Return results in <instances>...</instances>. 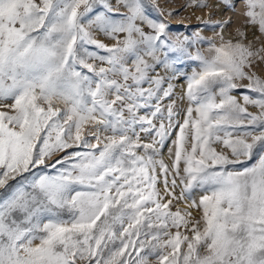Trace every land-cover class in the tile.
<instances>
[{
	"label": "snow or ice",
	"instance_id": "snow-or-ice-1",
	"mask_svg": "<svg viewBox=\"0 0 264 264\" xmlns=\"http://www.w3.org/2000/svg\"><path fill=\"white\" fill-rule=\"evenodd\" d=\"M0 264H264V0H0Z\"/></svg>",
	"mask_w": 264,
	"mask_h": 264
},
{
	"label": "rangeland",
	"instance_id": "rangeland-1",
	"mask_svg": "<svg viewBox=\"0 0 264 264\" xmlns=\"http://www.w3.org/2000/svg\"><path fill=\"white\" fill-rule=\"evenodd\" d=\"M110 2L115 3V0H110ZM157 3L165 8V9H172V8H180V6L184 3V0H167V2H165V0H157ZM206 12L205 9H187V10H183L181 9L177 14H174L170 17H168V20L170 22V24L173 26L171 31L173 34L178 33V32H183L184 29L183 27H181V25L184 24H188V25H195L197 24V20H196V16L200 15L203 16L204 13ZM228 15H232L233 17V22L237 23L239 22L240 19H242L241 17L228 12V10L224 9L220 14H218V16H214L213 19L216 18H222V17H227ZM227 32L231 31V27H229V29L226 30ZM203 35L205 36H211L212 35V31L210 29H205L203 32ZM103 38V37H100ZM250 38H251V34H250ZM105 42H110V41H105ZM206 45H201V51H204L206 49ZM182 71H190L191 70V65H189L187 68H182ZM259 71V69H258ZM183 80H180L178 85H177V93H179V84H182ZM10 102V101H9ZM182 107H186V103L181 105ZM165 153L167 152V149L165 148Z\"/></svg>",
	"mask_w": 264,
	"mask_h": 264
}]
</instances>
